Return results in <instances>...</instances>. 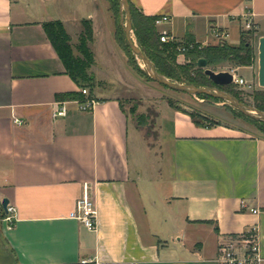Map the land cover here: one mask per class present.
Instances as JSON below:
<instances>
[{
    "label": "crops",
    "instance_id": "1",
    "mask_svg": "<svg viewBox=\"0 0 264 264\" xmlns=\"http://www.w3.org/2000/svg\"><path fill=\"white\" fill-rule=\"evenodd\" d=\"M129 1L143 14L169 15L157 26L179 40L217 44L219 26L238 44L249 9L264 35V0ZM52 20L64 23L76 55L85 21L92 25L90 111L60 98L83 86L45 29ZM135 84L150 87L118 40L111 0H0V264H78L83 256L220 264L219 244L253 227L264 256V132L199 125L162 99L152 145L123 107L144 97ZM60 101L66 115L55 114ZM86 196L96 203V230L74 215ZM5 197L17 208L13 226Z\"/></svg>",
    "mask_w": 264,
    "mask_h": 264
},
{
    "label": "trees",
    "instance_id": "2",
    "mask_svg": "<svg viewBox=\"0 0 264 264\" xmlns=\"http://www.w3.org/2000/svg\"><path fill=\"white\" fill-rule=\"evenodd\" d=\"M111 5L117 18L118 40L127 51L130 62L136 71H138L142 76H145L147 75L145 70L131 54L132 48L127 41L126 32V41L122 38V26L119 22L120 0H111ZM131 9L133 16V29L137 35L139 45L156 63L158 70L174 80L193 83L200 86L216 85L211 80L209 75L206 74L205 68L198 65V60L201 57H205L208 60V66L214 70H217V67L220 64H224L226 62H230L235 65H251L256 60L257 54L255 46L248 37L249 34L256 32V28H251L248 30L243 29L239 44H232L226 41L217 44L200 46L201 44L198 42L194 48L187 52L194 56V60L188 63H180L177 60V55L179 53L178 42H165L161 40V32L156 24V18L159 17V15L143 14L132 4ZM44 26L59 55L64 61L68 72L80 83L81 86H83V88H88V86L93 85L94 78L90 69L94 63L95 56L89 46V42L93 39V28L91 23L89 21H85V30L81 34L80 43L78 45L81 55L75 54L71 44V37L61 20L46 21L44 22ZM235 86V83L229 85H218V87L233 93L238 98L243 100L238 92L234 90ZM198 95L203 97H215L206 93H200ZM89 96L94 98L91 92ZM70 97L83 100L86 98V94L83 92L81 94H78L77 92H68L60 95V98L63 99ZM253 100L254 106L264 110V88L256 89L253 92ZM169 103L173 106L181 108L180 106L174 104L172 100H169ZM189 114L199 125H213L220 123L215 121L214 123L204 124L194 118L192 113ZM249 117H251L255 122L261 123V126L259 125L258 128L264 132V120L254 118L252 116Z\"/></svg>",
    "mask_w": 264,
    "mask_h": 264
},
{
    "label": "rangeland",
    "instance_id": "3",
    "mask_svg": "<svg viewBox=\"0 0 264 264\" xmlns=\"http://www.w3.org/2000/svg\"><path fill=\"white\" fill-rule=\"evenodd\" d=\"M37 2H49L50 0H33ZM119 22L122 26V38L125 40V23H126V11L122 7L120 0V16ZM243 28L248 30L245 27ZM132 35L134 40L139 43L135 30L133 29ZM251 42L256 49V60L251 65H235L230 62L220 64L217 70H231L235 71L238 75H241L248 79L246 85H237L234 90L238 92L240 97L244 102L254 105L253 92L256 89L264 88L259 83V37L258 33L254 32L248 35ZM126 41V40H125ZM220 43V40H218ZM227 42H229L227 40ZM80 41L78 42V44ZM201 46L205 45L203 42H199ZM230 43V42H229ZM240 43V42H239ZM238 43V44H239ZM213 44V43H210ZM209 45V44H206ZM131 54L140 64V66L145 70L146 74L144 77V82L149 84L139 85L135 84V93L143 95L144 97L136 96L134 98L124 99L123 107L126 112L130 115L131 119L141 126L146 132L149 142L152 145H158V104L162 99L169 101L172 100L174 104L178 105L186 113H192L194 118L204 124L214 123L215 121L222 124L231 125L241 129H247L249 131L257 132L259 131L258 126L261 123L255 122L251 117L247 116L241 110H239L234 104L229 100L216 97H203L198 94H192L180 90H175L173 88L167 87L160 82L153 79L152 75L149 73L142 58L138 57L134 51L131 50ZM181 54L180 52L178 55ZM177 55V60H178ZM194 60V56L190 53H186V57L180 63H188ZM135 83V81H134ZM220 88V87H219ZM157 89V90H156ZM222 89V88H221ZM153 156V155H152ZM151 166L152 163H150Z\"/></svg>",
    "mask_w": 264,
    "mask_h": 264
},
{
    "label": "built area",
    "instance_id": "4",
    "mask_svg": "<svg viewBox=\"0 0 264 264\" xmlns=\"http://www.w3.org/2000/svg\"><path fill=\"white\" fill-rule=\"evenodd\" d=\"M254 12L248 10L245 14V27L247 29L256 28L254 22ZM171 17L167 14L161 15L156 18V24H162L170 21ZM161 32V40L165 42L175 41L178 42V49L180 53L186 54L189 50L194 48L197 41L194 40H179L176 36L171 34L168 30L164 29ZM214 36L220 40V42H226L230 36V32L222 27L215 26L212 29ZM201 46V45H200ZM234 72V83L237 85H246L248 80ZM82 92L86 94V98L83 100L77 99L80 108L85 111L93 109L96 102L95 98L90 97L89 88H82ZM68 107L66 101H60L56 108V115H66ZM16 206L14 204H8V210L5 214L9 226L14 225L16 218ZM257 212L258 209H253ZM74 215L89 229L96 230L98 228V211L95 200L91 197H82L77 202V208ZM217 260L220 264H262L264 262V256L261 252L260 238L257 227H253L248 231L241 233L237 236H233L227 240L222 241L218 247ZM78 264H117L115 262H106L100 258L83 256L80 258ZM131 264H140L139 261H133Z\"/></svg>",
    "mask_w": 264,
    "mask_h": 264
},
{
    "label": "water",
    "instance_id": "5",
    "mask_svg": "<svg viewBox=\"0 0 264 264\" xmlns=\"http://www.w3.org/2000/svg\"><path fill=\"white\" fill-rule=\"evenodd\" d=\"M122 7L126 11V23H125V32L126 38L131 46L134 53L143 59L149 73L152 77L160 82L161 84L173 88L175 90H180L192 94H200L206 93L213 95L215 97L223 98L229 100L232 104H234L239 110L244 112L245 114L252 116L254 118L264 120V110L257 108L254 105L248 104L238 98L233 93L221 89L218 85H229L234 83V72L231 70H214L208 66V60L205 57H201L198 60V65L205 68L206 74L209 75L211 80L216 85H206L200 86L193 83L180 82L174 80L167 75L161 73L156 63L148 56V54L142 49V47L134 40L132 35L133 31V16L132 9L129 0H121ZM259 83L264 87V35L259 38ZM10 199L5 197L2 201L4 209L8 210V204Z\"/></svg>",
    "mask_w": 264,
    "mask_h": 264
}]
</instances>
